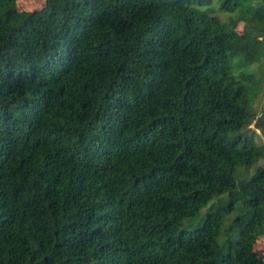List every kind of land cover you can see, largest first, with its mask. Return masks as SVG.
Returning a JSON list of instances; mask_svg holds the SVG:
<instances>
[{
  "label": "trees",
  "instance_id": "16d2710c",
  "mask_svg": "<svg viewBox=\"0 0 264 264\" xmlns=\"http://www.w3.org/2000/svg\"><path fill=\"white\" fill-rule=\"evenodd\" d=\"M263 57L264 0H0V264H256Z\"/></svg>",
  "mask_w": 264,
  "mask_h": 264
},
{
  "label": "rangeland",
  "instance_id": "374dc122",
  "mask_svg": "<svg viewBox=\"0 0 264 264\" xmlns=\"http://www.w3.org/2000/svg\"><path fill=\"white\" fill-rule=\"evenodd\" d=\"M45 0H16V5L19 10L23 11H31L34 9H39L44 6ZM243 29V24L238 23L236 30L237 31H242ZM250 71L254 74V78H259L260 77V70H264V57L262 58V61L260 63H255L252 64L251 67L249 68ZM257 87V84L255 85ZM263 98H264V83H263V89L260 93L257 94V97L255 98L254 101V107L257 111V116L255 119L252 121L251 127L252 129H255L256 133L258 134L257 141L261 142L264 144V134L263 131L261 130V127L258 125V123H261L262 120L264 119V109L262 110V104H263ZM221 191V189H219ZM264 191V188H263ZM205 212V208H203L200 213L191 218L184 220V225H192L196 224L197 222L200 221L201 215ZM252 257L254 258V262L256 264H264V234L256 240L253 249H252Z\"/></svg>",
  "mask_w": 264,
  "mask_h": 264
}]
</instances>
